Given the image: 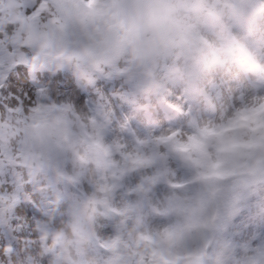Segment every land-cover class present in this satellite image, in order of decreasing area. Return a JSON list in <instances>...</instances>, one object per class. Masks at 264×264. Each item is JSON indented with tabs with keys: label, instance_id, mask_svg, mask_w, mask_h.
Returning <instances> with one entry per match:
<instances>
[{
	"label": "clouds",
	"instance_id": "1",
	"mask_svg": "<svg viewBox=\"0 0 264 264\" xmlns=\"http://www.w3.org/2000/svg\"><path fill=\"white\" fill-rule=\"evenodd\" d=\"M0 60L119 79L123 100L183 87L207 113L110 141L103 104L0 112V264H264V235L224 238L249 197L264 216V0H0Z\"/></svg>",
	"mask_w": 264,
	"mask_h": 264
},
{
	"label": "rangeland",
	"instance_id": "2",
	"mask_svg": "<svg viewBox=\"0 0 264 264\" xmlns=\"http://www.w3.org/2000/svg\"><path fill=\"white\" fill-rule=\"evenodd\" d=\"M9 90L34 100L43 89L57 103L70 102L84 112H91L103 104L109 111L111 124L107 138L111 141L160 136L169 129L184 125L189 114L207 115L204 103L197 97H189L183 87H176L168 99H156L137 95L132 100L121 99L125 85L119 79H100L94 85H85L69 70L52 72L36 69L27 64L17 65L9 74ZM232 86L226 82L219 85L217 95L228 98ZM132 182H135L134 180ZM31 189V186H29ZM158 191H166L160 186ZM261 200L251 196L242 202L238 210L230 217L224 238L236 243L255 242L264 235V216L260 214ZM41 200L37 194L31 200H21L17 208L18 215L31 219L41 216Z\"/></svg>",
	"mask_w": 264,
	"mask_h": 264
},
{
	"label": "snow or ice",
	"instance_id": "3",
	"mask_svg": "<svg viewBox=\"0 0 264 264\" xmlns=\"http://www.w3.org/2000/svg\"><path fill=\"white\" fill-rule=\"evenodd\" d=\"M33 9H29L31 11ZM26 63L13 64L0 60V112L9 113L15 110H24L27 106L32 105L39 97L46 92L42 89L34 100L24 98L23 94L14 95L9 90V73L17 66Z\"/></svg>",
	"mask_w": 264,
	"mask_h": 264
}]
</instances>
